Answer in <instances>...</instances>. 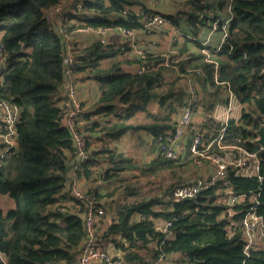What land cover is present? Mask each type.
I'll return each mask as SVG.
<instances>
[{"label": "trees", "instance_id": "16d2710c", "mask_svg": "<svg viewBox=\"0 0 264 264\" xmlns=\"http://www.w3.org/2000/svg\"><path fill=\"white\" fill-rule=\"evenodd\" d=\"M65 1L0 0V53L8 62L0 74V98L20 108L18 145L0 163V194L13 201L6 213L0 210V251L7 264H79L86 238L84 210L92 196L95 207L108 210L109 205L114 211L109 221H104L105 216L97 220L100 245L113 244L121 257L132 264H156L161 256L164 260L176 253L188 264H264V248H252L249 255L245 254L241 224L254 203L253 196L257 197L258 214L264 217V149L256 142L264 122V0H187L189 9L178 15L152 9L144 0L75 1H81L82 7L68 16L79 25L64 22L62 28L105 27L118 34L121 28H128L135 31L138 42L139 32L148 31L141 19L145 13L162 14L182 31L179 33L184 38L178 54L168 59L148 50L149 44L138 45L147 52L145 62L153 64L144 73L137 72L143 61L129 58L128 49L119 41L103 44L96 40L80 50L73 45L68 47L54 20L46 19L49 11ZM227 18L230 22L226 41L218 52L209 45L207 49L217 63L218 80L231 84L242 109L239 118L230 120L221 143L258 152L263 180L230 168L223 181L187 199L173 198L179 184L166 190L161 186L162 193L148 198H138L142 194L140 188L124 183L105 193H95L100 186H90L84 200L73 196L69 185L75 168L81 181L84 177L90 179L95 171L105 181L118 182L126 171L138 170L140 176L154 178L158 172L171 169L175 160L161 156L139 160L107 146L89 149L91 158L80 162L65 124L67 108L63 105L68 80L64 57L70 48L74 67L69 78L81 75L83 79H93L100 92L98 108L84 112L83 133L87 139L106 142L121 138L132 129L144 128L154 146L155 137L173 128V115L186 98L180 75L192 68L205 72L200 104L208 116L201 126L189 129L190 135L200 127L199 149L209 146L208 152L214 153L219 152L221 126L211 114L223 86L215 83V64L205 62L204 45L198 36L214 23L222 28ZM164 60L168 65L158 66ZM195 70L192 71L196 76ZM153 103L157 111L150 112ZM140 110L152 119L149 124L130 122ZM93 115L99 118L93 119ZM3 145L0 143V149ZM142 145L149 146L152 152L151 142L142 140ZM99 161L106 166L100 171L92 170L91 166L100 165ZM120 188L121 195L116 198ZM231 195L245 198L231 205ZM159 219L169 224L166 231L158 229ZM104 223L105 228L100 231Z\"/></svg>", "mask_w": 264, "mask_h": 264}, {"label": "built area", "instance_id": "2783aa9c", "mask_svg": "<svg viewBox=\"0 0 264 264\" xmlns=\"http://www.w3.org/2000/svg\"><path fill=\"white\" fill-rule=\"evenodd\" d=\"M82 7L81 1L75 3V1L70 6V11L67 9L66 4H61L55 7L52 11L46 15L48 21H52L55 18H58L63 24L67 21V18H64V14L70 12L73 14V11H76L74 15ZM230 10V8H229ZM142 22L144 23L147 29L158 28L168 24L166 16L162 14H155L148 16L145 13L141 16ZM230 19L227 18L224 22L222 28H219L217 23H214L211 30L219 31L221 33L222 39L220 44L216 48V52L220 50L226 37L228 35V24ZM79 32L91 34L96 36L97 40L101 43H108L107 38L111 32V29L105 27H93V26H79L77 29ZM60 32L63 34L64 31L62 28ZM67 32V31H66ZM63 35L65 40L68 42L70 39V34L66 33ZM120 36L132 40V43L136 40V33L133 29L121 28L119 30ZM202 53L204 56L205 62L215 64V83L223 86V91L220 93V97L215 104L214 110L211 114V118L220 123V131L218 137V147L232 149L235 154L229 152L230 158L224 156L227 155H216L221 153H209V146L202 150L199 149L201 144L202 135L199 130L195 131L191 135V148L190 152L193 155L201 156L204 159H210L215 164L214 172L206 178H198L192 182L181 184L175 187L173 191V198L177 200L187 199L194 197L200 193L203 189H206L218 181H223L227 172L230 168L237 169V172L243 174L244 176L257 177L259 181L263 180L261 175V157L258 152L247 150L241 146L236 145H223L222 139L224 138L225 133L227 132L229 122L231 119H234L237 112L241 113L242 105L239 103L236 94L233 91V88L230 83L220 82L218 80V68L217 63L214 61L211 55V51L207 49L208 40L203 42ZM138 50L139 59L142 62L137 68L138 73L147 72L151 69L152 65H148L145 62L147 58V52L145 49L140 48ZM64 64L66 66V77L69 79V76L72 74V68L74 67V56L70 48L67 56L64 57ZM8 62L4 54L0 53V74L7 67ZM167 66L168 61L160 63L158 66ZM188 69L187 72L191 73L190 75H185L184 89L186 91L185 102L181 105L178 112H176V121L172 129L168 130L165 135H159L154 139V146L158 156L177 160L179 159L182 149L186 148L189 144V141L186 137V132L192 128L194 121L195 112L198 107L201 108L200 101L202 99L203 85L206 84V75L205 72L201 70ZM200 76L201 79L197 78ZM264 83V78H263ZM66 98L63 102V105L67 108V114L65 117V124L73 137L74 147L79 156L80 162H85L91 158L90 150L88 149V139L83 133L82 124L84 123V106L80 99L78 88L75 84L70 83L65 91ZM20 116V108L17 104L8 102L0 98V143L4 144L0 149V163L4 159L7 152L12 148L18 145L17 141V122ZM200 128V127H199ZM193 129V128H192ZM262 148V147H261ZM264 149V148H262ZM77 168L72 172V180L70 182V192L73 196L77 197L79 200H84V194L81 191L80 183L77 173ZM241 198H245V195L242 196H229V203L231 205L236 204ZM94 196L91 197L93 201ZM256 196L252 197L254 202L249 206L245 215L242 217L241 224L244 227V238H245V247L244 252L246 255H249L252 248H255L258 242L264 241V217L258 214ZM90 201L85 206L84 210V222L86 228V238L81 247V254L79 258V264H132L131 262L123 259L121 256H114L109 252L107 246H101L98 238L97 230V220L105 216L106 210L103 207H95L93 202ZM169 225V224H168ZM168 225L164 229L166 231ZM258 239V241H256ZM3 255L0 251V264H7V261H4L1 258ZM163 261V256L156 261V264H161Z\"/></svg>", "mask_w": 264, "mask_h": 264}, {"label": "rangeland", "instance_id": "374dc122", "mask_svg": "<svg viewBox=\"0 0 264 264\" xmlns=\"http://www.w3.org/2000/svg\"><path fill=\"white\" fill-rule=\"evenodd\" d=\"M70 0V3H67V1H65L63 3L66 4L67 9H69L70 11V6L71 4L75 1ZM152 9L158 10L160 12L165 10L169 13H184L185 11H187V9H189V6L186 5L187 0H144ZM165 11V12H166ZM76 11H73V14ZM72 13L67 12L64 14V18H68V15H71ZM60 21V20H59ZM67 22V21H65ZM62 30L64 31L63 35L66 33L71 34L73 30H71V27L69 26L67 29L66 28H62ZM182 32L181 30H179V28L172 26L169 22L166 25L163 26H159L158 28H150L148 29L147 32H144V30L142 32H139L140 34V38L139 40L142 43H139V40L137 42V40H135L132 43V40L128 39V38H120L114 31L110 32L107 41L108 43L113 42L114 40L119 41L121 43H124L126 48L128 49V54L127 56L131 59L135 58H139L138 55V50H141L140 48L143 46H147L149 44V47H146L148 50H152L154 53H157L158 55H163L165 58L168 59V57L170 56H175L178 54V49H179V45L181 44V42L183 41V36L179 33ZM204 32L205 30H203L198 37H202L204 36ZM78 34V33H77ZM216 36H220L221 33L220 32H216L215 33ZM187 35L189 36H193V34L191 32H187ZM177 41V45L174 46V42ZM211 41V39H210ZM145 43V45H144ZM215 44H219L218 40L216 42H214ZM88 46L90 43H86ZM92 44V43H91ZM127 44V45H126ZM217 44V45H218ZM141 47H139V46ZM211 45H212V41H211ZM212 46H216V45H212ZM144 49V48H142ZM147 50V51H148ZM206 57V55H204ZM118 59L120 60V57H118ZM110 61H115L113 59H111ZM166 61V60H164ZM178 76V75H176ZM185 77V75L181 76L180 79V84H182V80ZM185 79V78H184ZM184 82L185 80H183V86H184ZM91 84V82H90ZM93 88V87H91ZM203 99V97H202ZM83 104V103H82ZM149 111H157V106L155 103H153L150 108ZM174 118V117H173ZM151 118L147 117L146 113L142 110L138 111L131 119L130 122L133 123L134 125H146L149 124L151 122ZM199 126H201V124H199ZM83 129V128H82ZM201 128H199L200 131ZM150 133L144 129V128H135L132 129L131 131H129L126 135H124L121 138L116 139V141H114L115 144L118 145L117 149L123 151L126 155L128 156H133L136 158H139V160H152L156 157H158L157 152H154V158L152 157L151 154V150L149 146H141L139 144V139L141 138L144 141H146V139L150 138ZM146 138V139H145ZM89 142H91V144L88 146V149H98L100 150L101 148H105L107 146H109L108 144L110 142H113V140H110L108 143L104 142V139H97L94 137H90ZM95 144V145H93ZM153 145H151L152 148ZM190 146V145H189ZM187 146L186 148L182 149V153L179 157V159L175 160V164L171 169H165L162 170L160 172H158L154 178H149V177H145V176H140L139 175V171H126L123 172V179L121 181H112V182H108L105 181L104 179L101 178L100 174H96V172L94 171L92 173V176L90 177V179H86L84 177V180H86V183L88 185L90 184H98L97 186L99 187V191H93L95 193L97 192H102L105 193L107 191L112 192L115 189V186L124 183L125 185L128 186H138L140 188V190L142 191V194L138 196V198H148L151 195L155 194V193H162L163 189L161 188V186H165V190L167 188H169L170 186H174L175 184H179L182 182L179 181H184V182H191L193 180H196L198 178H205L210 176V174H212L214 172L215 169V164L213 163L212 160L210 159H204L201 156L198 155H193L190 152V148ZM219 152L217 153H221V154H216V155H227L224 156L226 158H230L229 152L235 154V152L232 151V149L229 148H222V147H218ZM188 152L191 153V155H188ZM151 159H148V158ZM101 159V157H100ZM100 162V161H99ZM106 166V163H104L103 161L100 162V165H92L91 168L92 170H97L100 171V169H102L103 167ZM209 167L212 169V172L208 173L206 176L204 175H197L199 173V171L206 169L207 171L209 170ZM97 176V177H96ZM137 176V177H135ZM193 179V180H192ZM91 180V181H90ZM179 182V183H178ZM82 183H80L81 185ZM160 186V187H159ZM81 188V186H80ZM87 189V188H86ZM162 189V190H161ZM121 188L119 189V191L116 192L115 197L118 198L121 195ZM82 191V190H81ZM92 191L89 193H92L93 195H95L97 197V194L93 193ZM83 194H86L87 191L85 189H83L82 191ZM164 194V193H163ZM168 198V197H167ZM105 198L101 199V201L104 202ZM2 205V206H1ZM13 207V201L6 195H1L0 194V209H2L4 212L8 211L10 208ZM107 207L109 208L108 210H106V215L104 217V221L107 222L111 219L112 217V210L109 207V205H107ZM155 209H160V207H155ZM106 223H104L102 225V228L100 227V231H102L105 228ZM168 225V223H167ZM166 225V226H167ZM166 226L163 228V230L166 228ZM161 227V226H158ZM256 241H258V239H256ZM263 244H258L255 246V248H260L263 247L264 248V242H262ZM1 258L4 261H7L6 257L4 255H1ZM163 264V263H162Z\"/></svg>", "mask_w": 264, "mask_h": 264}, {"label": "crops", "instance_id": "0c3cea01", "mask_svg": "<svg viewBox=\"0 0 264 264\" xmlns=\"http://www.w3.org/2000/svg\"><path fill=\"white\" fill-rule=\"evenodd\" d=\"M73 1V0H72ZM71 1V2H72ZM77 1V0H75ZM67 3H70V0H67L66 4ZM165 8H164V11L163 13H168L167 11L165 12ZM67 20V23H71V24H75V25H79L77 20L75 18H71L70 16H68V18L66 19ZM54 25L56 26V29L59 31L61 28H62V23L58 20V18H55L54 19ZM78 29V28H77ZM77 29L73 30L72 33L69 35L70 36V39H68V47L70 45H73L74 46V49L75 47L80 50V49H83V48H86L87 45L86 43H93L94 41L97 40V37L96 36H92L91 34H86V33H82V32H79ZM203 30H205L204 32V36L202 37H199L201 40H202V43L206 40H208V45L210 47H218L219 44H220V41L222 39V36H216V32H219V31H212L211 28H204ZM60 32V31H59ZM113 32V31H112ZM78 33V34H77ZM118 36H120V34H118V32H115ZM123 39V38H122ZM212 41V45H216V46H212L211 45V41ZM139 40V39H138ZM218 40L219 44H215L214 42H216ZM89 44V45H90ZM88 45V46H89ZM135 58V57H134ZM197 64V63H195ZM188 69H192V68H187ZM180 76H183L182 74ZM185 78V77H184ZM183 78V80H184ZM183 80H182V84H183ZM91 82V84H90ZM72 83V84H75L78 88V91H79V95H80V99L81 101L83 102V105H84V110L86 109V111H89V112H93L95 111L97 108H98V100L100 98V92H99V89H98V86L96 84V82L93 80V79H90V78H86V79H83V77L81 75L77 76V77H70L67 81H65V86H64V89L66 90L67 86ZM181 84V87L182 89L184 88V86ZM93 87V88H91ZM201 91H202V88H201ZM202 97H203V94H202ZM174 116V122L176 121V114L173 115ZM208 114H204V111L198 107L196 112H195V116H194V121H193V124H192V128L196 127L197 125L201 124L203 122V120H205V118H207ZM240 117V113L237 112L236 116H235V119L239 118ZM93 119H97L99 118V116H95L93 115L92 116ZM86 123L85 119H84V123L82 124V127L83 128V125ZM175 124V123H174ZM174 126V125H173ZM191 128V129H192ZM190 129V130H191ZM83 130V129H82ZM190 130H188L186 132V137L188 141H190L191 139V135H190ZM127 134V133H126ZM125 134V135H126ZM124 136V135H123ZM122 136V137H123ZM140 141H139V144L141 145V142L143 139L141 138H138ZM146 139V138H145ZM110 140H106V142L108 143ZM114 141L116 140H113V142H110L108 145L111 147V148H117L118 145L114 143ZM148 142H151V144L153 145V138L150 136L149 139H146V143ZM95 145V144H93ZM144 146V145H142ZM147 145H145L146 147ZM154 152H156V149L154 148V146H152V157L154 158ZM148 159H151L150 157ZM211 173L212 172V169L209 167V170L207 171L206 169L201 170L199 171V173L197 175H204L206 176L208 173ZM211 175V174H210ZM206 178V177H205ZM193 180V179H192ZM91 181V180H90ZM194 181V180H193ZM192 182V181H191ZM81 188L82 189H85V190H88L89 187L91 186L92 188L97 186L98 184L94 183V184H90L88 185L86 183V180H84V178H82V181H81ZM87 188V189H86ZM2 206V205H1ZM2 210V209H0ZM3 211V210H2ZM4 212V211H3ZM7 212V211H6ZM5 212V213H6ZM112 212H114L112 210ZM156 225L157 227L158 226H161V227H158V229L160 230H163V228L167 225V223L164 221V220H156ZM262 242L264 241H261V242H258V244H263ZM107 248L109 249V252L114 255V256H121V252L116 250L114 245L113 244H108L107 245ZM260 248H263V247H260ZM163 264H188L186 261H184V258H182V256L180 254H171L169 255L167 258H165L163 261H162ZM161 263V264H162Z\"/></svg>", "mask_w": 264, "mask_h": 264}, {"label": "water", "instance_id": "95a60500", "mask_svg": "<svg viewBox=\"0 0 264 264\" xmlns=\"http://www.w3.org/2000/svg\"><path fill=\"white\" fill-rule=\"evenodd\" d=\"M258 139L257 144H259L262 148H264V122L262 121L261 127L258 130Z\"/></svg>", "mask_w": 264, "mask_h": 264}]
</instances>
